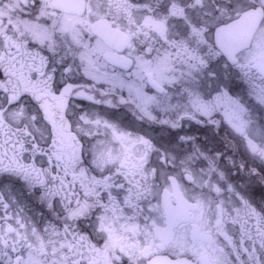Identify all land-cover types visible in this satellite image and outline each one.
<instances>
[{
  "label": "snow or ice",
  "instance_id": "6c2138e0",
  "mask_svg": "<svg viewBox=\"0 0 264 264\" xmlns=\"http://www.w3.org/2000/svg\"><path fill=\"white\" fill-rule=\"evenodd\" d=\"M0 264H264V0H0Z\"/></svg>",
  "mask_w": 264,
  "mask_h": 264
}]
</instances>
